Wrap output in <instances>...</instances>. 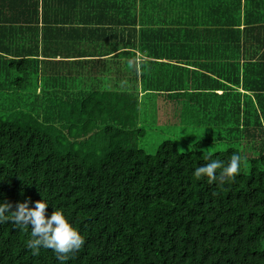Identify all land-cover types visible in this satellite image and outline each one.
<instances>
[{
    "label": "trees",
    "instance_id": "trees-1",
    "mask_svg": "<svg viewBox=\"0 0 264 264\" xmlns=\"http://www.w3.org/2000/svg\"><path fill=\"white\" fill-rule=\"evenodd\" d=\"M205 151L241 171L197 180ZM43 198L67 264H264V0H0V202ZM29 236L0 264H59Z\"/></svg>",
    "mask_w": 264,
    "mask_h": 264
},
{
    "label": "clouds",
    "instance_id": "clouds-1",
    "mask_svg": "<svg viewBox=\"0 0 264 264\" xmlns=\"http://www.w3.org/2000/svg\"><path fill=\"white\" fill-rule=\"evenodd\" d=\"M202 158L206 163L197 166L192 174L197 180L206 178L209 184L234 180L241 171L243 162L242 156L237 152H233L227 162L213 159L207 151ZM29 203V200H25L17 203L15 210H10V203L0 202V224L11 223L20 230H30L26 247L33 255H39L41 249H50L59 264H67L70 256L84 245V237L59 208H55L51 215H46L49 202L44 198L36 201L34 206L30 207Z\"/></svg>",
    "mask_w": 264,
    "mask_h": 264
},
{
    "label": "crops",
    "instance_id": "crops-1",
    "mask_svg": "<svg viewBox=\"0 0 264 264\" xmlns=\"http://www.w3.org/2000/svg\"><path fill=\"white\" fill-rule=\"evenodd\" d=\"M70 41H71V43L72 44H74L75 46H77V48H76V52H79V53H81V55L83 54V53H85L84 54V56H86V53H94L95 52V50L92 48V44H90V42L89 41H84V42H81V43H77V42H75V40H74V38H72V39H69ZM88 48V49H87ZM84 58H88V57H80V58H71V59H65V58H61L60 56H57L54 60H53V62L54 63H58V62H74V61H77V60H82V59H84ZM90 58V57H89ZM98 58H100V57H98ZM84 60H86V59H84ZM58 67H57V69H56V72L57 73H60L61 71H62V68H63V66H61V65H57ZM59 69V70H58ZM59 71V72H58ZM64 73V72H63Z\"/></svg>",
    "mask_w": 264,
    "mask_h": 264
},
{
    "label": "rangeland",
    "instance_id": "rangeland-1",
    "mask_svg": "<svg viewBox=\"0 0 264 264\" xmlns=\"http://www.w3.org/2000/svg\"><path fill=\"white\" fill-rule=\"evenodd\" d=\"M140 55V54H139ZM142 58L145 57V54L141 53Z\"/></svg>",
    "mask_w": 264,
    "mask_h": 264
}]
</instances>
